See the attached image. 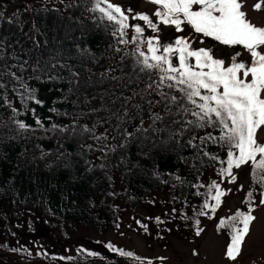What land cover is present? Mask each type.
Masks as SVG:
<instances>
[{"label":"trees","instance_id":"trees-1","mask_svg":"<svg viewBox=\"0 0 264 264\" xmlns=\"http://www.w3.org/2000/svg\"><path fill=\"white\" fill-rule=\"evenodd\" d=\"M13 1L12 9L10 2L0 1V239L7 240L0 245L7 248V256L0 253V264H81L82 260L83 264H152V258L115 245L134 255L121 256L109 247L90 255L80 247L73 255L55 253L50 261L28 255L27 259H10L8 251L12 252V237L25 224L34 231V223H45L64 236L80 230L107 233L121 228L127 213L156 203L162 194L172 210L141 226L147 237L161 242L167 234L196 235L194 220L199 219L203 232L196 236L201 238L205 220H215L221 207L214 217L211 213L197 216L205 199L198 193H206L213 180L225 189L226 179L222 181L218 173L226 165L191 147L187 143L190 133L169 139V132L179 129L169 121L179 117L168 116L162 104L152 111L165 117L156 127L167 130L151 131L147 100L160 98L155 93L134 96L142 93L149 78L125 54L133 46L117 42L108 22L90 10L92 0ZM132 34L129 29V39ZM78 49L87 54L82 56ZM53 58L69 65L78 76H71L66 68L52 70ZM49 74L62 78L49 79ZM152 79H156L154 73ZM28 89L34 90L41 104L22 98ZM136 104L142 109L139 116L133 107ZM125 110L128 118L121 130L126 128L134 135L121 147L123 137L116 135L115 128L117 116ZM141 116L143 127L149 129L146 133L136 132ZM17 121L28 127L20 129ZM85 126L94 127L97 136L107 132V139L97 142L82 131ZM213 131L197 129L194 134ZM102 145H107L104 151ZM205 150L227 158V149L219 145L209 143ZM250 173L248 186L241 191L252 192L255 206L264 188L253 183ZM247 208L248 204L239 207Z\"/></svg>","mask_w":264,"mask_h":264},{"label":"snow or ice","instance_id":"snow-or-ice-1","mask_svg":"<svg viewBox=\"0 0 264 264\" xmlns=\"http://www.w3.org/2000/svg\"><path fill=\"white\" fill-rule=\"evenodd\" d=\"M148 2L155 6L152 16L137 13L131 17L132 20L142 21L144 26L140 23L131 24L128 13H131L132 9L125 10L111 3V0H92L90 10L100 14L97 19L108 22L113 29L112 36L120 45L133 46L131 52L125 54L133 58L135 69L148 74L149 83L146 88L142 93H134V96L141 95L143 98L144 95L151 93L159 96V100H147L149 118L152 121L149 128L152 132L167 130L156 127L157 122L163 121L165 117L159 112L152 111L155 105L162 104L168 116L179 117L169 121L170 125H179L178 130L169 132V139L190 133L187 143L191 147L203 152V155L209 159L219 160L221 164L226 165L219 169L218 174L222 181L227 179L229 183H235L237 175L234 170L247 165L251 168L253 183L264 188V144L257 139L258 130L264 127V27L253 24L247 18L243 10L244 0H148ZM262 3L264 0H258L253 5V9L260 10ZM2 15L3 13L0 12V17ZM162 26L171 28L177 33L171 42H162L160 36ZM145 27L150 29L153 35L145 36ZM129 29L133 32L130 39ZM186 30L210 38L227 48L243 49L248 54V60L240 59L243 54L240 50L235 51L226 61L218 58L212 48L193 47L191 37L181 35ZM121 50L116 49V51ZM78 51L82 56L87 54L85 49ZM20 67L23 70V66ZM50 67L52 70L58 67L66 68L71 76H78L69 65L61 64L58 60L51 62ZM153 73L156 76L155 80L152 79ZM8 74L17 80L20 79L15 73ZM61 78L49 74V79ZM22 98L31 99L37 104L42 103L31 89H28L26 97ZM133 107L137 109L139 116L142 111L141 106L136 104ZM126 118H128L127 110L123 116H117L118 124L115 131L116 135L123 137L124 142L121 147L127 146L134 135L126 128L121 130ZM16 123L20 129L28 127L23 122ZM143 123L141 116L137 133L149 131L143 127ZM37 124H40L39 120ZM52 127L55 129L57 126ZM206 128H212L214 131L204 136L194 134L197 129ZM60 131H68V129H60ZM72 131L74 132L75 129L73 128ZM82 131L91 134L97 142L107 139V132L97 136L94 127L85 126ZM215 131H218L219 135H215ZM197 140L199 143H196ZM209 143L226 148V160L206 151ZM105 148L107 145H102L100 150L104 151ZM112 150L114 151L115 148ZM229 191L223 189L221 183L213 180L207 186L206 193H198L204 195L205 199L196 215L209 216L211 213L214 217L223 204L222 198ZM260 195L262 198L259 203L264 205V191H261ZM246 203L247 210L237 209L231 216L220 218L217 225L218 232L226 230L229 234V243L224 253L229 261L234 262L240 256L246 237L250 234L251 225L257 219L253 215L255 207L251 191L247 194ZM194 224L196 235L199 236L203 232L199 226L200 220L195 219ZM108 247L121 256L134 255L132 252L116 249L111 244ZM89 254L95 255V253ZM136 259L140 258L136 257Z\"/></svg>","mask_w":264,"mask_h":264},{"label":"rangeland","instance_id":"rangeland-1","mask_svg":"<svg viewBox=\"0 0 264 264\" xmlns=\"http://www.w3.org/2000/svg\"><path fill=\"white\" fill-rule=\"evenodd\" d=\"M0 1L10 2L12 9L13 0ZM257 2L258 0H244L243 10L253 24L264 27V3L260 10H254L253 5ZM111 3L119 5L125 10L132 9V12L128 13L131 24L140 23L144 26L142 21L132 20L131 17L137 13H146L152 16L155 11V6L148 0H111ZM151 35H153L151 30L145 27V36ZM175 35L177 33L173 29L162 26L160 33L162 42H171ZM181 35H189L193 41V47L212 48L218 58H223L226 61L237 50L243 53L240 59L248 60V54L243 49L227 48L210 38L189 33L187 30ZM257 139L258 142L264 144V127L258 130ZM250 171L249 166H243L235 173L237 175L235 183H229L227 179L224 181L225 190H230L224 197L226 202L221 206L219 216L215 217V220H205V229L201 238L194 233L167 234V240H160L161 242H156L159 240H155L153 237H147L141 226L146 222L154 221L160 215L170 214L172 210L170 205L165 204L166 195L162 194L157 197L156 203L144 205L134 213H127L122 227L107 233L80 230L74 235L64 236L57 230L46 227L45 223H34L36 226L34 231L30 230V225L25 224L23 230H20L11 239L12 242L9 245L12 252L8 251L9 257L10 259H27L28 256L49 257V260L52 261L55 253L73 255L80 247L90 253H98V251H107L106 247L111 244L120 247V249L133 250L143 257L152 258L154 260L152 264H264V205L259 203L262 197L254 206L253 215L257 219L251 225L250 234L246 237L241 254L236 261H229L224 255L229 243L226 230L217 231L220 218L231 216L239 207L247 206V193L244 194L240 186L247 188ZM6 241V239H0V245H4ZM194 252L196 254H193ZM0 253L7 256V248L0 246ZM22 255L28 256L23 257ZM83 262L82 260L80 263L83 264ZM10 263L12 264V261ZM96 264L101 263L97 262Z\"/></svg>","mask_w":264,"mask_h":264}]
</instances>
